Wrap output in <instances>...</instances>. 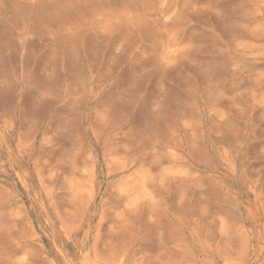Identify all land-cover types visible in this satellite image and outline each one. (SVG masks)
Instances as JSON below:
<instances>
[{"label":"rangeland","instance_id":"rangeland-1","mask_svg":"<svg viewBox=\"0 0 264 264\" xmlns=\"http://www.w3.org/2000/svg\"><path fill=\"white\" fill-rule=\"evenodd\" d=\"M0 264H264V0H0Z\"/></svg>","mask_w":264,"mask_h":264}]
</instances>
